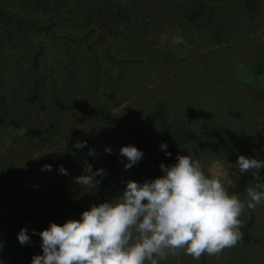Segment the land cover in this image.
Listing matches in <instances>:
<instances>
[{"label": "trees", "instance_id": "1", "mask_svg": "<svg viewBox=\"0 0 264 264\" xmlns=\"http://www.w3.org/2000/svg\"><path fill=\"white\" fill-rule=\"evenodd\" d=\"M226 1L0 0V264H10L12 228L24 226L34 200L41 209L48 210L49 205L80 213L111 202L109 185L100 176L95 177L100 181L97 202L79 204L62 196L55 182L59 166L72 168L82 157L95 172L88 152L96 143L97 121L105 119L103 105L128 78V70L140 64L176 63L172 51L156 45L159 36L167 28L182 31L186 23L200 18L212 22ZM243 5L252 13L257 0H245ZM218 28L216 24V36ZM61 30L66 31L59 34ZM118 52L123 55L116 56ZM100 56L115 66L116 75L105 73ZM207 63L208 59L190 61L191 95H217L218 85L208 79L216 72L206 69ZM167 106L155 101L145 120L160 131L172 165L182 147L200 145V138L213 137L215 129L201 110L198 126L186 116L170 115ZM10 125L23 131L5 141L1 131ZM81 141L87 146L74 147ZM45 164L52 170L42 171ZM252 222L250 215L245 226Z\"/></svg>", "mask_w": 264, "mask_h": 264}, {"label": "rangeland", "instance_id": "2", "mask_svg": "<svg viewBox=\"0 0 264 264\" xmlns=\"http://www.w3.org/2000/svg\"><path fill=\"white\" fill-rule=\"evenodd\" d=\"M244 1L227 0L218 7L210 23L206 18H200L186 23L182 31L179 27L167 28L156 45L172 51L177 62L170 66L140 64L130 68L128 78L114 89L103 105L105 119L97 121L93 160L96 168L106 173L100 177L109 185L111 200L123 192L126 181L142 184L164 175L159 167L161 163L171 165L170 156L166 155L168 148H160V131L145 120L155 101L166 102L170 115L186 116L192 125H198V117L203 115H199L201 110L205 122L215 129L213 137L200 138V145L182 147L180 155H191L199 160L206 176L218 175L229 194L237 195L245 203L239 217L243 223V237L218 257L204 254L196 260L180 250L176 255L169 254L159 264H201L202 257L204 264H264V202L254 211L246 206L250 199L247 188L257 191H264V188H256L259 181L254 178L255 170L240 174L235 166L239 155L264 161V0H257V9L252 13L245 12ZM216 24L219 25L217 36L214 32ZM65 31L61 30L59 34ZM100 59L105 73L116 75L115 66L104 62L102 56ZM206 59V69L216 72L213 79L208 77L211 84L218 85L215 97L188 92V77L193 69L190 61ZM259 64H262L261 70L257 69ZM212 92L208 91L209 94ZM22 131L19 126L10 125L1 131V137L8 141ZM127 145L135 146L143 153L142 159L130 169L124 168L126 158L119 154L120 147ZM106 147L111 149V154L105 152ZM84 161L77 157L75 166L66 168L68 175L59 173L55 182L65 198L79 204H92L97 202V188L94 192L89 191L74 180L87 174L83 171ZM257 174L264 182V168ZM36 203L34 200L30 204L24 226L12 228L11 251L7 258L10 264H31L33 256L42 254L38 233L47 229L50 222L63 225L68 220L81 219V213L73 209L48 205L50 209L46 210ZM250 215L253 222L246 227ZM21 228H26L30 237L25 245L17 240V230Z\"/></svg>", "mask_w": 264, "mask_h": 264}, {"label": "clouds", "instance_id": "3", "mask_svg": "<svg viewBox=\"0 0 264 264\" xmlns=\"http://www.w3.org/2000/svg\"><path fill=\"white\" fill-rule=\"evenodd\" d=\"M86 146L84 141L74 145L78 149ZM160 148L166 149L167 144L162 142ZM105 152L111 154V149L106 147ZM95 154L89 149V156ZM119 154L126 158L125 169L143 157L132 145L121 146ZM176 161L159 165L164 173L161 177L142 184L126 181L122 193L111 202L91 205L79 221L50 222L38 233L42 254L33 256L31 264H159L180 250L199 260L204 254L218 257L234 247L243 237L239 217L245 203L229 194L218 175L206 176L201 162L191 155H177ZM83 163L87 174L74 180L94 192L100 183L95 177L106 173L103 169L93 172L87 161ZM235 166L240 174L255 170L256 188H264L257 174L264 161L239 155ZM41 170L52 168L45 164ZM59 173L68 175L63 166ZM247 196L246 206L253 211L264 202V191L249 187ZM17 240L21 245L29 243L26 228H21Z\"/></svg>", "mask_w": 264, "mask_h": 264}]
</instances>
